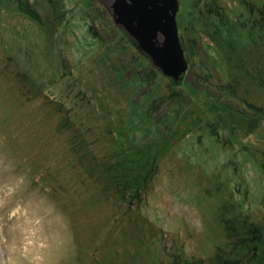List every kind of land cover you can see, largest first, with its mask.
Masks as SVG:
<instances>
[{
  "label": "rangeland",
  "instance_id": "374dc122",
  "mask_svg": "<svg viewBox=\"0 0 264 264\" xmlns=\"http://www.w3.org/2000/svg\"><path fill=\"white\" fill-rule=\"evenodd\" d=\"M112 1L0 0V264H208L264 221V0H178V79ZM121 160L155 169L131 201Z\"/></svg>",
  "mask_w": 264,
  "mask_h": 264
},
{
  "label": "trees",
  "instance_id": "16d2710c",
  "mask_svg": "<svg viewBox=\"0 0 264 264\" xmlns=\"http://www.w3.org/2000/svg\"><path fill=\"white\" fill-rule=\"evenodd\" d=\"M200 26L203 27V30L210 28L209 24ZM197 29L195 24L190 27L184 26V31L191 30L193 34L188 37L189 40L196 41L198 36L194 35L193 32L198 31ZM206 33L210 36L209 31ZM208 44L211 45L209 41ZM193 48L190 46L191 55L197 57L198 52L195 49L192 51ZM185 50L189 51V48L185 46ZM192 63L195 64L194 59ZM198 63L201 67L203 59H199ZM256 109H259L264 116V107L256 106ZM262 165L264 166V160ZM144 166V163L134 164V161H127L123 164L121 160L106 167L107 173H110L109 182L116 188L123 200L131 201L135 197H139L141 190L146 186L147 180L155 172L152 166H149V168H144ZM222 221L225 240L222 245L216 246L215 254L209 258L208 264H264V221H253L249 216L241 213H237L232 217L222 216ZM183 264H204V261L191 259Z\"/></svg>",
  "mask_w": 264,
  "mask_h": 264
},
{
  "label": "water",
  "instance_id": "95a60500",
  "mask_svg": "<svg viewBox=\"0 0 264 264\" xmlns=\"http://www.w3.org/2000/svg\"><path fill=\"white\" fill-rule=\"evenodd\" d=\"M111 10L114 22L163 74L178 79L187 69L176 24L178 0H113Z\"/></svg>",
  "mask_w": 264,
  "mask_h": 264
}]
</instances>
